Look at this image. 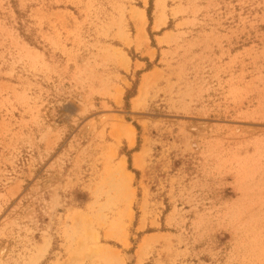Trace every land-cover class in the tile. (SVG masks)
<instances>
[{
	"label": "rangeland",
	"instance_id": "obj_1",
	"mask_svg": "<svg viewBox=\"0 0 264 264\" xmlns=\"http://www.w3.org/2000/svg\"><path fill=\"white\" fill-rule=\"evenodd\" d=\"M0 264H264V0H0Z\"/></svg>",
	"mask_w": 264,
	"mask_h": 264
},
{
	"label": "bare ground",
	"instance_id": "obj_2",
	"mask_svg": "<svg viewBox=\"0 0 264 264\" xmlns=\"http://www.w3.org/2000/svg\"><path fill=\"white\" fill-rule=\"evenodd\" d=\"M129 133H131V132H129ZM133 137V136H132ZM131 141V140H130Z\"/></svg>",
	"mask_w": 264,
	"mask_h": 264
}]
</instances>
